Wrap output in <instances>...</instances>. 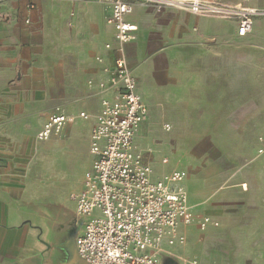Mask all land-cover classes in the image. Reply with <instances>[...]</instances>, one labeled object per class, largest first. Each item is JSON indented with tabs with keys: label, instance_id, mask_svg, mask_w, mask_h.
Wrapping results in <instances>:
<instances>
[{
	"label": "crops",
	"instance_id": "1",
	"mask_svg": "<svg viewBox=\"0 0 264 264\" xmlns=\"http://www.w3.org/2000/svg\"><path fill=\"white\" fill-rule=\"evenodd\" d=\"M217 1L264 7V0ZM110 14L109 7L97 1L0 2V264H84L73 245L79 232L75 205L60 197L48 170L57 142H43L47 140H39L37 134L57 107L66 114L89 113L90 119L68 124L50 139L75 137L87 126L88 142L59 143L74 160L87 156L86 168L91 166L95 116L102 100L112 97L98 85L108 78L104 68L117 56ZM39 19L44 23L41 31L35 30ZM222 19L176 8L156 11L140 4L128 16L137 25L136 37L126 45L128 63L148 106L135 143L152 165L154 177L153 151L139 142L165 124L171 125L169 130L208 131L216 128L215 121L226 124V115H264V18L255 21L245 36L248 42L235 41L236 23L223 19L232 28ZM63 34L69 37L62 38ZM241 50L247 51V74L241 71ZM210 115L223 119L210 122ZM262 141L249 160L255 169L248 176L231 171L235 159L226 143L216 152L203 143L195 155L197 164L187 167L183 182L196 216H211L220 226L227 212L260 196L254 187L264 188V137ZM164 158L168 165L170 158ZM83 178L81 173L70 199L72 192L82 189ZM219 226L201 230L193 223L180 230L187 244L194 229L204 235ZM177 245L165 246L166 264L177 260L173 256L181 251Z\"/></svg>",
	"mask_w": 264,
	"mask_h": 264
},
{
	"label": "built area",
	"instance_id": "2",
	"mask_svg": "<svg viewBox=\"0 0 264 264\" xmlns=\"http://www.w3.org/2000/svg\"><path fill=\"white\" fill-rule=\"evenodd\" d=\"M96 1L111 11L108 22L114 27L117 56L104 68L108 78L98 83L101 90L111 91L112 97L102 100L95 116L90 135L91 166L84 173L82 189L70 194L80 227L75 249L86 264H162L165 246L187 242L181 227L197 223L201 230H207L210 225L219 226V221L193 213L183 185L186 169L176 165L155 179L152 165L135 143L140 124L148 117V106L128 63L126 45L136 37L137 29L128 16L137 4L156 11L176 8L234 21L237 35L245 37L253 31L255 21L264 18V7L217 0ZM106 46L112 48L111 43ZM90 117L85 111L66 114L57 107L37 137L49 140L61 134L66 125ZM164 128L169 130L171 125ZM168 161L163 159V163ZM190 262L198 264L199 255L194 254Z\"/></svg>",
	"mask_w": 264,
	"mask_h": 264
},
{
	"label": "rangeland",
	"instance_id": "3",
	"mask_svg": "<svg viewBox=\"0 0 264 264\" xmlns=\"http://www.w3.org/2000/svg\"><path fill=\"white\" fill-rule=\"evenodd\" d=\"M46 1L54 2L55 0ZM83 1L96 3V0ZM51 4L57 5V3H50V7ZM45 5L47 6V4ZM223 21L234 28L233 24L227 20ZM67 25L69 29H72L73 25ZM42 29H44V23L39 19L35 30L41 31ZM61 37L68 38L69 35L63 34ZM235 41L248 42V37H238V40ZM245 55H247V51L241 50V71L247 74V66L244 62L247 56ZM241 110L244 112L247 109ZM209 117L210 122L225 118L226 124L215 121L212 124L216 128L208 131L176 130L174 127L171 130H166L161 127L160 130L151 132L145 142H139L144 149L153 151L157 175L176 165L186 170L187 167L191 168V165H196L198 157L195 155L200 153V147L206 142L214 152L217 151V148H223V143L227 144L226 149L235 159L230 166L233 173L239 175L246 172L248 176L255 169L249 160L252 158L255 148L259 146L257 142H263L264 115L253 116L248 113H241L239 115H226L223 118L218 115H210ZM88 134L89 129L84 126L75 137L54 136L50 140L43 141L57 142V153L48 160V170L55 180L60 197L67 203L74 204L75 208L76 203L69 198V193L72 189L77 188L81 173L84 175L88 169L86 168L87 156L77 157L74 160L69 156L67 149H61L64 144L59 142H78L80 146L81 142H88ZM201 140L204 142H200ZM164 157L170 158L168 165L162 162ZM157 175H155V179ZM254 188L260 196L257 195L248 202L234 207V210L227 212L224 222L222 220L221 225L213 231L200 235V231L194 229L187 244L175 246L181 250L179 255H173L177 260L168 263L193 264L190 259L197 253L200 259L198 264H264V188L258 186ZM166 263L165 259L162 258V264Z\"/></svg>",
	"mask_w": 264,
	"mask_h": 264
},
{
	"label": "water",
	"instance_id": "4",
	"mask_svg": "<svg viewBox=\"0 0 264 264\" xmlns=\"http://www.w3.org/2000/svg\"><path fill=\"white\" fill-rule=\"evenodd\" d=\"M79 231H80V227H79ZM73 245H74V250H75V252H76V249H75V240H74V243H73ZM76 254H77V252H76ZM77 256H78V254H77ZM164 256V255H163ZM163 256H162V258H163ZM79 257V256H78ZM80 258V257H79ZM81 259V258H80ZM82 260V259H81ZM83 261V260H82ZM83 263L84 264H86L84 261H83Z\"/></svg>",
	"mask_w": 264,
	"mask_h": 264
}]
</instances>
